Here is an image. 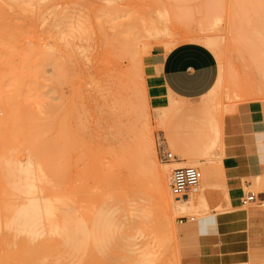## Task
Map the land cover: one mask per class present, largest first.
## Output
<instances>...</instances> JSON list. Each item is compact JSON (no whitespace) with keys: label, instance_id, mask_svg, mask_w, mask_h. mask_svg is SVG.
Segmentation results:
<instances>
[{"label":"rangeland","instance_id":"rangeland-1","mask_svg":"<svg viewBox=\"0 0 264 264\" xmlns=\"http://www.w3.org/2000/svg\"><path fill=\"white\" fill-rule=\"evenodd\" d=\"M207 38L216 46H207ZM184 43L213 52L222 82L199 99H173L168 107L153 108L142 60L135 61L134 52L143 59L156 45L169 50ZM262 109L264 113V0H0L1 205H21L27 199L25 194L13 196L4 178L5 160H17L43 175L39 184L46 198L65 200L80 214L104 202L106 210L117 205L132 223H125L131 236L134 227L144 230L136 239H120L123 248H95L92 243L78 251L8 248L13 235L2 227L0 264H182L183 256L208 248L218 214L237 210L249 193L264 191V175L259 186L254 178L245 179V191L236 201L227 192L229 173L223 167L228 158L226 117L246 136L252 114L262 116ZM160 148L178 159L208 148L218 165L213 164L217 191L207 195L211 201L202 198L198 205L203 216L176 198L170 239L163 230L156 174H167L169 181L173 168L160 159ZM200 165L209 166L205 161ZM192 166L204 175L197 164ZM223 168L222 180L218 171ZM191 217L195 221L179 223ZM243 262L262 263L239 258L229 264Z\"/></svg>","mask_w":264,"mask_h":264},{"label":"crops","instance_id":"crops-1","mask_svg":"<svg viewBox=\"0 0 264 264\" xmlns=\"http://www.w3.org/2000/svg\"><path fill=\"white\" fill-rule=\"evenodd\" d=\"M142 67L147 99L153 108L168 107L173 99H199L214 88L219 76L216 56L196 43L179 44L169 50L156 45L143 57ZM261 115L252 114V123L245 126L246 136L244 129L234 124L230 117L225 119V152L228 158L224 160L223 167L229 173L227 192L236 201L245 191V179L254 178L255 185L259 186V176L264 175L263 109ZM237 158H241V164ZM246 164L253 169L252 172ZM224 168L218 171V178L222 180ZM210 171L211 185L205 181L202 186V198L206 203L211 200L205 199L204 194L217 191V171L213 167ZM236 201L233 200L234 204ZM248 206H242L240 202L234 207L237 210L218 214L217 232L213 233L208 248H198V253L194 250L192 254L183 256L181 263L229 264L243 258L264 264V191L256 195Z\"/></svg>","mask_w":264,"mask_h":264},{"label":"bare ground","instance_id":"bare-ground-1","mask_svg":"<svg viewBox=\"0 0 264 264\" xmlns=\"http://www.w3.org/2000/svg\"><path fill=\"white\" fill-rule=\"evenodd\" d=\"M216 21H218V20H216ZM205 44L209 47L210 46H213V47L216 46L215 42L212 38H207L205 40ZM133 56H134L133 57L134 60L137 61L139 59V62L141 64L142 57L139 56V52L138 51L134 52ZM222 79H223V76H222V73H220L214 88L208 94H211L214 89L219 87V85L222 82ZM18 94H20V93H18ZM22 96H23V94H22ZM10 98L9 99L7 98L8 104L12 99V98L11 99ZM19 98H21V96L18 95V99ZM15 101L16 100H14V102ZM19 101H20V99H19ZM21 102H22V100H21ZM21 104H24V103L22 102ZM16 105L18 107V104H16ZM28 105H30V104H28ZM176 107H177L176 105L172 106V108H176ZM12 110H13V108H12ZM26 110H27V108H26ZM9 112H10V110H9ZM23 114H24V112H23ZM31 115L32 114L27 113V116H31ZM35 119H36V117H35ZM35 123H36V121H35ZM204 129H206V128H204ZM31 134H32V132H31ZM108 134H109V131H108ZM115 135H117V133H115ZM109 136H111V135H109ZM149 149H151V148H149ZM152 149H154V148H152ZM203 150L204 151L202 153L194 152V153L188 155V158H185V157L184 158L180 157V159L176 158L174 160V162L171 163L169 166V169H171V168H175V167H186V166H192V165L197 164L200 167V169L204 172V175L202 174V180H201V184H200V187L198 188V190L190 193L188 198H185L183 200L182 199L179 200L180 202H183V204L185 203L187 206H190V208H193L194 212L200 217L204 215L203 213H201L198 210V205L201 202L202 194H203L202 186H203L205 181H208L211 185V181H212L211 175L212 174H211L210 169H212L213 164L216 165V163L213 160H211V157L207 152L208 148H205ZM151 151L152 150H150V153H151ZM152 152L154 153V151H152ZM5 161H7V162H4V163H7L6 164L7 167H6V172L5 173L3 172L4 178L7 181L9 189H11V191H12V195L15 197L17 194L27 195V199L25 201H22L20 199L22 201L21 205H17V204L10 205V203H7L6 205H4V204L1 205V203H0V229L2 227H4L3 229L4 230L6 229L5 231L8 230L9 233H11L13 235V236H11V237H13V239H11V241H10V242H12V245H10L11 243H9V242H8L9 245H8V243L5 244V242H7V240H8V239L6 240V238L5 239L3 238V240H1V241H3L5 246L6 245L9 246L8 248H11L10 246H13V247L14 246L15 247L20 246L19 248H74V249L76 248L78 251H81V249L83 250V248H90L92 243L94 244L95 248H114L115 245H116L115 248H118V247L123 248L124 246H122V245H125V243H123V241H121L122 239L126 241L127 238L128 239L130 237L134 238V235L136 236L137 234L142 232L143 229L141 230V228H143V227H141V228L138 227V230L136 232V229L134 226L137 227L136 224H138V223L134 222L133 227H134L135 233L133 236L130 235V233L128 231L131 232V230L128 229V226H126V225H127V223L128 224L130 223L129 225H131L132 223L128 222L127 216L125 214L121 213L122 210H124V209H122V207H119V209L116 210L118 208L117 205H116V207L112 206V208L110 206V207H108L109 209L106 210V209L102 208V205L105 202L104 203L101 202L102 204L100 207L102 209L99 207H97V209L94 208V210L92 208H90L91 210L89 209V211H86V212L83 211V213L80 214L79 210H77V208L74 205L68 204L69 202H67L65 200L60 201V199L57 198L56 196H50L49 198L48 197L46 198V194L45 195L43 194L44 192L42 189H40V184H39L40 182H43V180H44L43 175L41 173L37 172L36 169L33 168L34 166L32 164L22 165V163L17 161V160L16 161L5 160ZM200 161H205L209 166L206 168L203 167L202 165H200ZM192 167H194V166H192ZM156 175H157V183H158L159 191H160V203H161L160 207L161 208L159 210H160L161 215H162L163 230L165 232L167 231L168 235L170 234L169 235L170 237L168 238V239H170L172 237L171 235H173L172 229H171L173 221L171 219L170 214H171V212H175L176 197H174L170 191L169 181H168V178L166 177L167 174L164 175L162 173H158ZM46 183H47V181H46ZM8 194H10V193H8ZM8 194H7V196H8ZM3 197H5V196H3ZM207 198L208 197L206 195L205 199H207ZM0 201H1V199H0ZM107 201H108V199H107ZM1 202H3V199ZM136 203H138V202H136ZM90 204L93 205V203H89V205ZM104 206H106V205L104 204ZM131 206H132V204H131ZM133 209L135 210V208H133ZM7 211L11 213V216L9 215L10 217L7 216L8 218H5L4 215L7 213ZM57 212L59 214L62 212L63 213L62 215L64 217H60L59 214H57ZM119 212H120V214H118ZM117 214H118V216H116ZM130 216H131V214H130ZM141 216H143V214ZM192 218H194V217H192ZM141 220H144V219H142V217H141L139 222H142ZM134 221H135V219H134ZM145 221H143L142 223H144ZM194 221H195V218H194ZM125 223H126V225H125ZM139 225L141 226V224H139ZM143 226H145V223ZM121 229L123 230L122 233L119 232V230H121ZM143 232H144V230H143ZM165 232H164V234H166V237H167V232L166 233ZM3 237H6V236H3ZM0 238H2V237H0ZM115 238L118 239V240L117 239L116 240L119 243L122 242L120 244L121 246L119 244H117L118 242L115 240ZM14 239L17 240L16 242H14L15 245H13ZM134 239H136V238H134ZM137 239H139V238H137ZM146 240H147V238H146ZM133 241H135V240H133ZM148 248H153V247L151 244H148ZM140 249H141V247H140ZM130 250H131V247H130ZM144 252H145V250H144Z\"/></svg>","mask_w":264,"mask_h":264},{"label":"built area","instance_id":"built-area-1","mask_svg":"<svg viewBox=\"0 0 264 264\" xmlns=\"http://www.w3.org/2000/svg\"><path fill=\"white\" fill-rule=\"evenodd\" d=\"M159 157L162 161L166 163H173L176 157L166 150L165 148H160ZM202 180L201 171L192 166L186 167H175L171 170L169 176V188L174 197L179 200H183L188 198L189 194L195 192L200 187ZM256 199V195L254 193H249L243 200L241 201L242 206H247L251 202ZM193 222L194 218H182L179 220L180 224L184 222Z\"/></svg>","mask_w":264,"mask_h":264}]
</instances>
